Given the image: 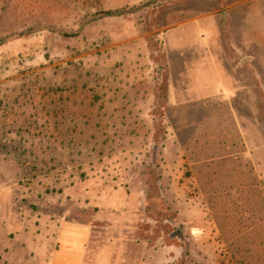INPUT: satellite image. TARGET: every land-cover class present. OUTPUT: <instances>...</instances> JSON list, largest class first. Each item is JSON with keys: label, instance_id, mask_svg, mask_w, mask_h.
I'll use <instances>...</instances> for the list:
<instances>
[{"label": "rangeland", "instance_id": "1", "mask_svg": "<svg viewBox=\"0 0 264 264\" xmlns=\"http://www.w3.org/2000/svg\"><path fill=\"white\" fill-rule=\"evenodd\" d=\"M63 220L83 264H264V0H0V257Z\"/></svg>", "mask_w": 264, "mask_h": 264}, {"label": "crops", "instance_id": "2", "mask_svg": "<svg viewBox=\"0 0 264 264\" xmlns=\"http://www.w3.org/2000/svg\"><path fill=\"white\" fill-rule=\"evenodd\" d=\"M90 235V224L63 220L46 264H83ZM0 264H5L1 257Z\"/></svg>", "mask_w": 264, "mask_h": 264}, {"label": "water", "instance_id": "3", "mask_svg": "<svg viewBox=\"0 0 264 264\" xmlns=\"http://www.w3.org/2000/svg\"><path fill=\"white\" fill-rule=\"evenodd\" d=\"M184 232V227H179L171 233V236L179 235L181 236Z\"/></svg>", "mask_w": 264, "mask_h": 264}]
</instances>
